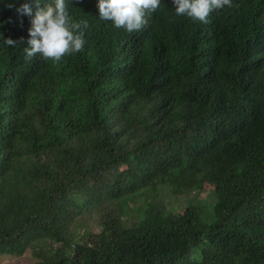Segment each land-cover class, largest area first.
<instances>
[{
    "label": "trees",
    "instance_id": "trees-1",
    "mask_svg": "<svg viewBox=\"0 0 264 264\" xmlns=\"http://www.w3.org/2000/svg\"><path fill=\"white\" fill-rule=\"evenodd\" d=\"M24 2L0 0V259L264 264V0H161L132 33L66 0L88 28L59 63L25 59Z\"/></svg>",
    "mask_w": 264,
    "mask_h": 264
},
{
    "label": "clouds",
    "instance_id": "clouds-1",
    "mask_svg": "<svg viewBox=\"0 0 264 264\" xmlns=\"http://www.w3.org/2000/svg\"><path fill=\"white\" fill-rule=\"evenodd\" d=\"M177 16H185L193 22L208 23L214 10L232 7L231 0H172ZM161 5V0H98L99 19L111 21L116 29L128 33L139 31L151 14ZM10 8L14 5L9 4ZM20 16L30 19L28 47L24 48L25 59L39 56L44 61L59 63L66 55L81 52L85 44L87 21L73 22L66 0H25L16 8ZM11 22V21H9ZM22 22V21H21ZM2 38V34H0ZM9 47L16 41L2 39Z\"/></svg>",
    "mask_w": 264,
    "mask_h": 264
},
{
    "label": "rangeland",
    "instance_id": "rangeland-1",
    "mask_svg": "<svg viewBox=\"0 0 264 264\" xmlns=\"http://www.w3.org/2000/svg\"><path fill=\"white\" fill-rule=\"evenodd\" d=\"M211 186L206 184L204 186V191L196 198V200L205 199L207 197L208 191H210ZM184 204V201L182 202ZM96 220L98 219V214L95 212ZM98 228V223L94 221V229ZM0 264H38V259H36L32 253L29 251L21 257H2L0 259Z\"/></svg>",
    "mask_w": 264,
    "mask_h": 264
}]
</instances>
